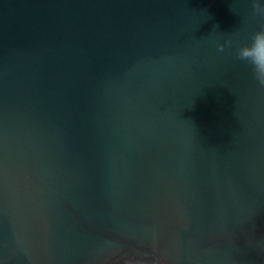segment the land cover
Returning a JSON list of instances; mask_svg holds the SVG:
<instances>
[{
	"label": "water",
	"instance_id": "obj_1",
	"mask_svg": "<svg viewBox=\"0 0 264 264\" xmlns=\"http://www.w3.org/2000/svg\"><path fill=\"white\" fill-rule=\"evenodd\" d=\"M262 28L252 0H0V264H264Z\"/></svg>",
	"mask_w": 264,
	"mask_h": 264
},
{
	"label": "clouds",
	"instance_id": "obj_2",
	"mask_svg": "<svg viewBox=\"0 0 264 264\" xmlns=\"http://www.w3.org/2000/svg\"><path fill=\"white\" fill-rule=\"evenodd\" d=\"M254 12L264 15V5L259 0H252ZM227 43L231 44V41ZM224 50V45L219 46V51ZM236 56L240 60L247 61L252 66L255 79L261 87H264V28L256 31L251 36V42L238 48ZM112 264H161V260L155 254L142 258L125 256L112 261Z\"/></svg>",
	"mask_w": 264,
	"mask_h": 264
}]
</instances>
